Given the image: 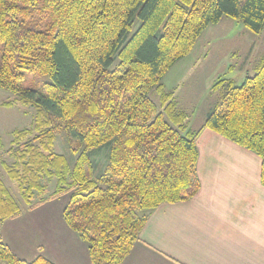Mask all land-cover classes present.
Here are the masks:
<instances>
[{
    "label": "trees",
    "instance_id": "obj_1",
    "mask_svg": "<svg viewBox=\"0 0 264 264\" xmlns=\"http://www.w3.org/2000/svg\"><path fill=\"white\" fill-rule=\"evenodd\" d=\"M223 18L261 35L264 0H0V89L15 96L3 106L36 111L31 128L12 134L13 164L1 165L28 210L68 195L64 220L93 264H123L153 210L197 194L206 129L258 155L264 186V58L240 85L214 81L218 98L196 131L163 84ZM27 72L50 81L26 88ZM60 134L72 159L54 151ZM45 179H56L49 197ZM23 213L0 178V228ZM0 261L53 264L19 259L1 236Z\"/></svg>",
    "mask_w": 264,
    "mask_h": 264
},
{
    "label": "crops",
    "instance_id": "obj_2",
    "mask_svg": "<svg viewBox=\"0 0 264 264\" xmlns=\"http://www.w3.org/2000/svg\"><path fill=\"white\" fill-rule=\"evenodd\" d=\"M225 19L230 18L217 25ZM256 37L248 54L255 45L264 49V32ZM176 100L189 115L192 131L202 127L215 104H208L200 124L190 127L196 112ZM198 149L199 191L188 201L153 210L123 264H264L261 158L209 129L199 136ZM58 200L5 222L3 242L26 262L43 256L53 264H93L87 244L66 224V206Z\"/></svg>",
    "mask_w": 264,
    "mask_h": 264
},
{
    "label": "rangeland",
    "instance_id": "obj_3",
    "mask_svg": "<svg viewBox=\"0 0 264 264\" xmlns=\"http://www.w3.org/2000/svg\"><path fill=\"white\" fill-rule=\"evenodd\" d=\"M227 22L232 23L227 25ZM256 38V35L242 24L232 19H225L220 25L210 26L198 39L191 53L180 60L165 76L163 84L167 91L172 92L181 102L188 104V108H192L193 113L196 112L190 120V127L198 126L207 105L216 102L218 95L212 93V86L218 77L234 79L237 85H240L246 75L254 74L255 63L264 55V49L258 50L256 45L248 54L252 42L258 40ZM229 66H234L235 69L229 72ZM49 81V77L27 72L23 86L37 89ZM149 96L156 103L159 102V96L155 91ZM14 99L15 96L10 92L0 89V178L11 189L25 213L29 208H26L20 199L18 186L6 175L1 162L13 164L14 159L9 152L12 147V134L15 130L31 128L36 111L32 107H24L21 104L12 108L3 106L4 103ZM54 151L72 159L71 148L62 134L57 137ZM107 153L108 150L103 148L94 156L99 171H102L105 166ZM44 184L48 187L47 197H49L55 191L56 179L52 181L45 179ZM68 200V195H65L57 202L67 206Z\"/></svg>",
    "mask_w": 264,
    "mask_h": 264
}]
</instances>
